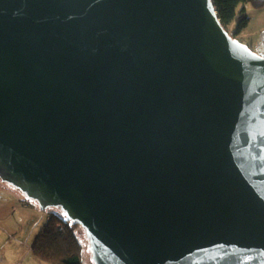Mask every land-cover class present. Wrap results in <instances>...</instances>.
Returning a JSON list of instances; mask_svg holds the SVG:
<instances>
[{"label": "water", "instance_id": "95a60500", "mask_svg": "<svg viewBox=\"0 0 264 264\" xmlns=\"http://www.w3.org/2000/svg\"><path fill=\"white\" fill-rule=\"evenodd\" d=\"M0 179L95 264H264V54L212 0H0Z\"/></svg>", "mask_w": 264, "mask_h": 264}, {"label": "trees", "instance_id": "16d2710c", "mask_svg": "<svg viewBox=\"0 0 264 264\" xmlns=\"http://www.w3.org/2000/svg\"><path fill=\"white\" fill-rule=\"evenodd\" d=\"M212 2L225 30L228 31L233 23L236 24L233 38L249 24L248 6L264 8V0H212ZM79 226L82 225L68 220L64 212L63 215L50 212L32 247V253L49 264H84L83 245L77 235ZM84 230L86 232L85 228Z\"/></svg>", "mask_w": 264, "mask_h": 264}, {"label": "crops", "instance_id": "0c3cea01", "mask_svg": "<svg viewBox=\"0 0 264 264\" xmlns=\"http://www.w3.org/2000/svg\"><path fill=\"white\" fill-rule=\"evenodd\" d=\"M8 194L14 195V198L10 197L11 203H8ZM17 201L15 191L0 185V264H49L32 253L40 233L37 229L38 213L34 210L38 207L29 201L23 205ZM18 213L20 216L16 217Z\"/></svg>", "mask_w": 264, "mask_h": 264}, {"label": "rangeland", "instance_id": "374dc122", "mask_svg": "<svg viewBox=\"0 0 264 264\" xmlns=\"http://www.w3.org/2000/svg\"><path fill=\"white\" fill-rule=\"evenodd\" d=\"M247 13L250 17V21L248 26L242 30L240 34L235 35V38L238 39L241 43L246 44L250 46L255 52L264 54V8L258 9L254 6H248L247 7ZM236 24L233 23L229 29L228 32L231 36H234L235 33ZM0 185H4L5 189H12V191H15L18 195V204H22L25 201H29L34 203L38 208H40L39 203L34 200L28 198L24 193H22L20 190H18L13 185L3 182L0 179ZM8 203H11V198H14V195L8 194ZM14 203V202H13ZM15 204V203H14ZM32 208V207H30ZM38 208L34 207V210L38 213V224L37 229L39 232L41 231L43 225L46 223V219L48 217V214L50 212H55L58 214L63 215V211L59 207H49L47 211L39 210ZM20 214H16V217H19ZM27 220V218H25ZM77 235L79 237L80 242L83 245V255H84V264H95L93 261V254L91 251V242L87 236V232H85L84 228L82 226H79L77 229Z\"/></svg>", "mask_w": 264, "mask_h": 264}]
</instances>
